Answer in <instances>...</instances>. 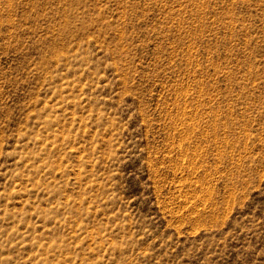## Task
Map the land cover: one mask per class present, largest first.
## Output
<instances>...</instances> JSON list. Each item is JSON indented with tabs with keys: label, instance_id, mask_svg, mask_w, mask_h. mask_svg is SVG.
<instances>
[{
	"label": "rangeland",
	"instance_id": "1",
	"mask_svg": "<svg viewBox=\"0 0 264 264\" xmlns=\"http://www.w3.org/2000/svg\"><path fill=\"white\" fill-rule=\"evenodd\" d=\"M0 264H264V0H0Z\"/></svg>",
	"mask_w": 264,
	"mask_h": 264
}]
</instances>
